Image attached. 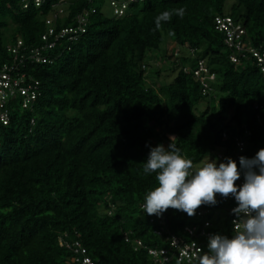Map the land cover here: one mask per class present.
I'll return each mask as SVG.
<instances>
[{"label":"trees","instance_id":"trees-1","mask_svg":"<svg viewBox=\"0 0 264 264\" xmlns=\"http://www.w3.org/2000/svg\"><path fill=\"white\" fill-rule=\"evenodd\" d=\"M110 1L118 0H106L112 13ZM225 1L135 0L117 17L102 10L104 0H0V67L11 63L6 46L18 38L42 44L45 19L58 8L57 29L93 9L76 40L61 38L42 51L46 61L27 62L38 81L31 107L22 108L20 97L4 105L0 264H81L73 241L96 264H162L147 248L165 247L166 235L141 208L156 186L155 174L142 171L148 146L172 143L195 169L216 148L236 160L235 138L244 143L240 156L264 148V74L252 58L232 63L224 34L214 28L215 16L229 14L257 45L264 0H231L227 12ZM163 11L170 19L157 27ZM199 60L205 76L213 74L207 89L193 73ZM227 205L218 194L200 216L169 208L163 226L189 240L183 227L208 218L212 234L231 236ZM165 264L186 263L171 255Z\"/></svg>","mask_w":264,"mask_h":264},{"label":"clouds","instance_id":"clouds-1","mask_svg":"<svg viewBox=\"0 0 264 264\" xmlns=\"http://www.w3.org/2000/svg\"><path fill=\"white\" fill-rule=\"evenodd\" d=\"M133 1L118 0V9L125 3L121 13L110 4L112 14L119 17ZM176 14L182 16L183 9L176 10ZM170 15L168 11L158 14L156 26L168 21ZM177 53L175 50L174 56ZM209 75L213 80V74ZM148 147L142 171L145 175L155 174L156 186L144 196L142 212L160 216L171 208L191 217L199 206L215 205L216 194L222 198L231 195L235 201L231 209L235 216L233 234H210L207 251L199 257L198 264H264V148L250 158L238 157L239 167L236 160L226 157L223 161L208 158V162L193 169L192 160L185 158L172 143L167 147L163 144ZM241 177L242 183H234Z\"/></svg>","mask_w":264,"mask_h":264},{"label":"built area","instance_id":"built-area-1","mask_svg":"<svg viewBox=\"0 0 264 264\" xmlns=\"http://www.w3.org/2000/svg\"><path fill=\"white\" fill-rule=\"evenodd\" d=\"M23 1L26 2L27 0ZM41 2L42 0H33L35 5H39ZM110 4L114 7V11L117 13H121V8L125 6V3H121V8L118 9L116 8V3L114 1H110ZM25 5L26 3L24 6ZM57 5L58 3H53L52 7ZM92 11L93 9H82L75 14V23H72L73 25L60 26L57 29L54 19L57 14L63 13L62 9L58 8L52 17H46L45 19V32L41 35L42 44L37 46H27L24 45L20 38H18L15 43H9L6 46V50L12 57V61L11 63H4L0 67V120L3 124H6L8 121L4 105L9 99L20 97L19 100L21 107L30 108L38 94V81L32 78L31 75L27 74L28 72H26L25 68L27 62L36 63L46 61V56L42 51H44V49H50L61 38L66 37L68 42L76 40L77 35L84 32L87 16L89 12ZM214 22L215 29L224 34L225 43L231 50V54L229 55L230 61L237 63L243 58H252L259 71L264 74V38L257 45H253L250 38L245 34L242 24L234 21L227 15L215 16ZM47 61H49V59H47ZM206 71L207 68L204 66L203 62L199 60L197 62V68L194 70V74L200 77L201 83L207 89V85L204 83L205 79L212 78V75L205 76ZM32 121L33 120L31 119L30 122L32 123ZM222 136L225 137L226 133L222 132ZM235 140L236 150L234 156L237 161V166L239 167L238 157H240V152L244 149V143L237 138H235ZM216 157L220 161L224 160L221 152H217ZM242 179L243 178L241 177V179L234 183L240 184L242 183ZM224 200L228 202L226 212L228 214L230 232L233 234V221L235 216L231 212V209L235 207V201L231 195L224 198ZM212 206L215 205H201L199 209L196 210V215L200 216L204 213H208L210 210L209 207ZM150 221L158 224V228L155 232L159 235L165 234V239L167 241L165 247L147 248V253L152 256L155 262L160 261L162 264H165L169 261L170 256L174 255L176 261H185L186 264H198L201 253L204 254L207 251L203 248V243L205 241L204 244H207V238L212 234L210 229H208L212 225L211 220L206 218L200 224L185 225L183 231L187 233L189 240L184 239L180 235H175L171 231L169 232V230L163 226L165 221L164 213L160 216H156L155 214L151 215ZM198 238H203V241L198 242ZM133 243L134 248L141 244L138 239H134ZM71 246H73L74 252H79L81 254V264H96L88 255H86L85 248L78 241H73ZM170 251L171 253H169Z\"/></svg>","mask_w":264,"mask_h":264},{"label":"rangeland","instance_id":"rangeland-1","mask_svg":"<svg viewBox=\"0 0 264 264\" xmlns=\"http://www.w3.org/2000/svg\"><path fill=\"white\" fill-rule=\"evenodd\" d=\"M230 3H231V0H226L225 1V6H224V9H225V12H227L228 10H229V6H230ZM102 10L108 15V16H111L112 15V13L110 12V10H109V7H108V4H107V2H106V0H104V2H102ZM174 44V42H169V43H165V44H163V45H167L168 47H167V50H166V52H169L170 50V46L171 45H173ZM169 76H171V75H169ZM172 77V76H171ZM154 85H159V83L161 82V79H160V77H158V78H156V79H151L150 80ZM205 103H203V102H201L200 103V105H199V108L200 109H202L205 105H204ZM19 114H21V112L19 113ZM163 145L165 146V143H163ZM216 151H218V148H216V149H214V150H212V151H210L209 153H208V155L205 157V159H204V161L203 162H200L199 164H197V165H195V167H200L202 164H204V163H206V162H208V158H215V159H217L218 161H220L215 155H216ZM218 196V194H216V197Z\"/></svg>","mask_w":264,"mask_h":264}]
</instances>
